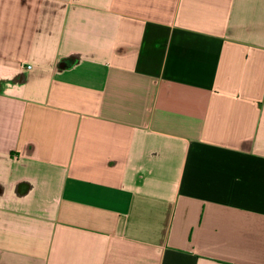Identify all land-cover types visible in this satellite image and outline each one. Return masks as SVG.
<instances>
[{
    "label": "crops",
    "instance_id": "crops-1",
    "mask_svg": "<svg viewBox=\"0 0 264 264\" xmlns=\"http://www.w3.org/2000/svg\"><path fill=\"white\" fill-rule=\"evenodd\" d=\"M0 264H264V0H0Z\"/></svg>",
    "mask_w": 264,
    "mask_h": 264
}]
</instances>
